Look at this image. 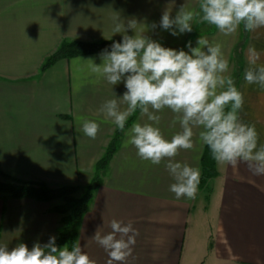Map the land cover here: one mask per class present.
I'll return each mask as SVG.
<instances>
[{
    "label": "crops",
    "instance_id": "crops-1",
    "mask_svg": "<svg viewBox=\"0 0 264 264\" xmlns=\"http://www.w3.org/2000/svg\"><path fill=\"white\" fill-rule=\"evenodd\" d=\"M183 5L198 12L199 0H0V180L7 174L50 188L78 186L79 197L113 139L117 127L100 108L123 96V81L112 86L93 72L92 62L102 63L100 53L60 59L43 69L63 40L122 42L123 34L113 32L115 23H124L126 34L135 35L127 27L135 20L136 34L165 47L186 45L188 51V43L198 46L199 37L219 43L229 61L226 75L232 76L243 25L225 36L194 15L192 31L173 36L160 27L161 16L169 9L174 18ZM253 47L258 63H264V28L247 32L237 87L244 94L240 119L255 125L258 144H264V90L243 77ZM157 114L166 138L180 131L179 123L172 125L170 110ZM132 116L125 131L134 122H147L139 111ZM85 120L100 125L95 139L84 135ZM199 131L194 129V147L181 150L175 159L201 173L205 145ZM128 139L123 133L81 222L77 245L96 264H108L109 257L92 237L98 228L102 235L111 231L112 219L131 222L139 232L123 264H264V175H253L243 163L232 168L216 162L211 192L198 189L195 199L178 200L169 191L174 180L166 161L153 165L140 159ZM59 204L0 192V246L11 250L24 243L31 249L57 239L63 215L54 208Z\"/></svg>",
    "mask_w": 264,
    "mask_h": 264
},
{
    "label": "clouds",
    "instance_id": "clouds-1",
    "mask_svg": "<svg viewBox=\"0 0 264 264\" xmlns=\"http://www.w3.org/2000/svg\"><path fill=\"white\" fill-rule=\"evenodd\" d=\"M194 15L229 36L243 25L245 31L264 28V0H199L198 12L181 6L175 17L166 9L160 27L177 36L191 32ZM114 20L119 21L120 17ZM136 21L128 22L135 35H128L124 23L117 22L113 32L123 34L111 50L100 53L101 64L92 62L93 72L112 86L123 81L126 91L121 98L106 100L100 111L129 138L137 156L153 165L166 161L165 167L174 180L169 191L176 199H195L200 183L199 168L176 161L181 150L194 147V129L198 138L210 149L219 164L238 168L241 163L256 176L264 175V144H258L255 125L244 123L239 116L243 110L244 94L238 90L229 72V61L219 43L199 37L196 47L188 43V51L165 47L144 33L136 34ZM156 24L153 23L154 29ZM251 57L243 77L248 85L264 90V63H258L259 53L249 49ZM121 103L126 105L123 109ZM165 109L174 114L172 125L179 123L180 131L166 138L158 125ZM139 111L147 122L132 123L125 131L129 118ZM100 125L95 121L82 123L84 135L95 139ZM111 231L101 234L98 228L92 237L107 253L108 264H123L131 254L139 235L131 222L112 219ZM0 264H96L80 245L71 249L66 244L56 246V238L47 244L35 243L31 249L24 243L9 250L0 246Z\"/></svg>",
    "mask_w": 264,
    "mask_h": 264
},
{
    "label": "trees",
    "instance_id": "trees-1",
    "mask_svg": "<svg viewBox=\"0 0 264 264\" xmlns=\"http://www.w3.org/2000/svg\"><path fill=\"white\" fill-rule=\"evenodd\" d=\"M247 32L243 28V40L233 51L235 71L231 77L234 79L237 87L242 73V51L243 45L247 40ZM115 42L120 41L101 40L87 42L63 40L57 51L47 58L42 68H47L60 59H70L81 55L101 53L105 49L110 51L112 44ZM133 119L134 116L128 120L126 128ZM123 133L118 128L115 130L111 143L95 165L94 175L90 184L79 197L75 196L79 191L78 186L50 188L43 183L24 182L6 174L3 176L7 181H0V192L9 194L15 198H33L45 202L61 200L62 203L54 208L55 211L63 215L61 220L62 226L56 239V246L63 247L67 244L69 249H71L74 245H77L82 219L93 203L95 193L102 183L103 174L119 148ZM217 175L216 161L212 158L210 149L205 145L201 158V175L198 189L210 193L209 181Z\"/></svg>",
    "mask_w": 264,
    "mask_h": 264
},
{
    "label": "rangeland",
    "instance_id": "rangeland-1",
    "mask_svg": "<svg viewBox=\"0 0 264 264\" xmlns=\"http://www.w3.org/2000/svg\"><path fill=\"white\" fill-rule=\"evenodd\" d=\"M208 29V28H207ZM187 44V43H186ZM185 48H186V45H185ZM185 48L183 47V49L185 50ZM7 175V174H6ZM8 176H10V177H12V178H14V179H17V178H15L14 176H11V175H8ZM19 180V179H18ZM0 181H7V179L3 176L2 177V179L0 180ZM25 182V181H24ZM2 193V192H1ZM3 194H6V193H3ZM75 196H77V193H76V195ZM78 197V196H77ZM60 202L62 203V201L60 200Z\"/></svg>",
    "mask_w": 264,
    "mask_h": 264
}]
</instances>
